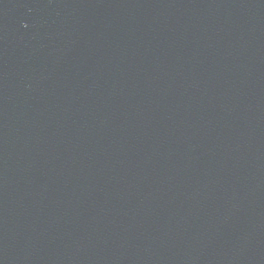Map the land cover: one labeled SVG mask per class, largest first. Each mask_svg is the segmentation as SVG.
<instances>
[{
    "label": "water",
    "instance_id": "1",
    "mask_svg": "<svg viewBox=\"0 0 264 264\" xmlns=\"http://www.w3.org/2000/svg\"><path fill=\"white\" fill-rule=\"evenodd\" d=\"M0 264H264V0H0Z\"/></svg>",
    "mask_w": 264,
    "mask_h": 264
}]
</instances>
